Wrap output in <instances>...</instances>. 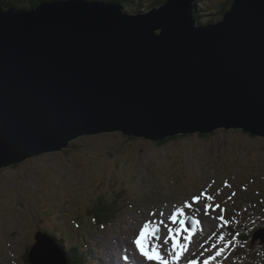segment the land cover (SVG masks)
I'll use <instances>...</instances> for the list:
<instances>
[{
	"label": "water",
	"instance_id": "1",
	"mask_svg": "<svg viewBox=\"0 0 264 264\" xmlns=\"http://www.w3.org/2000/svg\"><path fill=\"white\" fill-rule=\"evenodd\" d=\"M195 1L136 16L85 0L0 3V169L109 133L264 138V0H233L201 26ZM35 241L30 264H67L45 233Z\"/></svg>",
	"mask_w": 264,
	"mask_h": 264
},
{
	"label": "rangeland",
	"instance_id": "2",
	"mask_svg": "<svg viewBox=\"0 0 264 264\" xmlns=\"http://www.w3.org/2000/svg\"><path fill=\"white\" fill-rule=\"evenodd\" d=\"M152 4L146 1L144 11ZM230 6V0H199L197 25L218 23ZM201 193L205 196L194 203ZM102 198L117 200L123 210L111 225L94 228L90 215ZM177 208L184 210L187 227L189 217L199 222L188 241L183 238L188 232L178 237L188 247L177 264H208L214 242L228 240L224 264H264L258 233L264 227V138L220 128L158 144L109 133L84 136L62 152L0 169V264H27L38 232L66 240L62 245L68 248L87 243L82 249L94 259L82 264H130L123 257H140L133 241L143 225L158 229L149 245H159L162 233L166 238L168 228L179 227L168 221ZM240 227L250 239L255 233L253 245L250 239L243 246L234 244L240 238L231 240L230 231ZM170 248L171 241L161 249L166 258Z\"/></svg>",
	"mask_w": 264,
	"mask_h": 264
},
{
	"label": "snow or ice",
	"instance_id": "3",
	"mask_svg": "<svg viewBox=\"0 0 264 264\" xmlns=\"http://www.w3.org/2000/svg\"><path fill=\"white\" fill-rule=\"evenodd\" d=\"M205 193H201L200 196L193 197V202H198L201 197H204ZM209 201L212 199L211 197H206ZM190 205L188 203L184 204V208H189ZM209 204L205 205V214H208ZM218 207V206H217ZM214 210V209H213ZM223 212V210H221ZM151 215H155L152 213ZM163 216V212L160 213ZM185 213L182 208H177L171 215L168 217V221L175 225L179 224L178 228H168L167 237H163V233L161 234V243L159 245L152 244L149 245V238L153 236L158 229L157 228H149V224L145 223L143 227L139 231V235L134 239L133 243L135 245V249L139 252L140 257H143L144 260H139L135 258L133 255L129 258L125 255L123 258L125 260H130V264H144V261L155 262V264H177V261L181 258L182 253L187 249V243L180 244L178 242V237H180L181 233L188 232V235L184 236V240L188 241L189 236L192 235V232L188 231L185 225L184 219ZM179 218V219H178ZM218 219L223 221V216L221 215ZM161 224H164V221H160ZM227 223V221H224ZM199 222L195 219L192 220V231H195L198 227ZM164 227H167L164 224ZM221 240L223 237L221 236ZM171 241V248L167 250V258L162 255L161 249L164 245H167L168 242ZM219 254V253H218Z\"/></svg>",
	"mask_w": 264,
	"mask_h": 264
},
{
	"label": "trees",
	"instance_id": "4",
	"mask_svg": "<svg viewBox=\"0 0 264 264\" xmlns=\"http://www.w3.org/2000/svg\"><path fill=\"white\" fill-rule=\"evenodd\" d=\"M55 1H66V0H0V3L4 6V8L9 9V8H21V9H32L35 8L41 4H48L52 3ZM68 1H74V0H68ZM85 1H90V2H101V3H106L108 1L110 2H115L118 4H121L126 10L128 11H133V12H141L142 10L144 11L145 3L146 1L150 0H85ZM153 4L149 6L147 9H154L155 7H158L160 5L165 4L168 0H152ZM232 3L233 0H230ZM228 9H225L222 11V16L227 12ZM198 17V16H197ZM172 139H175V137L168 138L166 141H160L158 144H163L166 143L167 141H170ZM103 202L98 203L95 206L94 211L91 213L93 225H95L94 228L96 227H103L106 228L107 226L111 225L114 221L115 218H117L118 214L123 210L122 208H117L116 207V202L115 201H108L107 199H103ZM85 218V217H84ZM55 238V237H54ZM57 239V238H55ZM243 239L247 241L249 240L250 237L246 236L244 234ZM58 240V239H57ZM66 244V240H62L61 244ZM81 245H75L71 246L68 248V246H64L66 249V255H67V264H82V260H87L88 263L91 260L90 253H87L84 249L80 247ZM95 252V251H93ZM29 254L26 253L25 255V262L27 264L29 263Z\"/></svg>",
	"mask_w": 264,
	"mask_h": 264
},
{
	"label": "bare ground",
	"instance_id": "5",
	"mask_svg": "<svg viewBox=\"0 0 264 264\" xmlns=\"http://www.w3.org/2000/svg\"><path fill=\"white\" fill-rule=\"evenodd\" d=\"M257 220H258V217L256 218ZM261 228H263V229H259V231H260V234L263 236V238H264V227H261ZM101 229H103V227H101ZM238 231H230V234L229 235H234L235 233H237ZM241 233H244L243 231H241ZM47 236H49L51 239H53L56 243H57V245L59 246V248L60 249H62L63 250V253H64V255H65V259H66V263H67V255H66V249H65V247H64V245H60L61 243L57 240V239H55L53 236H51L50 234H47V233H45ZM85 239H86V236H85ZM82 246H88L87 245V243H85L84 245H81L80 247L81 248H83ZM127 247H128V249L131 251V252H134V250H133V246L131 245V244H127ZM85 249H87V248H85ZM90 249H92V248H90ZM134 249H135V245H134ZM136 250V249H135ZM92 251H95V249H92ZM136 252L139 254V252L136 250ZM30 253V250L27 252V254H29ZM134 254V253H133ZM135 255V254H134ZM90 256L94 259V254L92 253V254H90ZM28 257H29V255H28ZM91 258V259H92ZM135 258L136 259H139V260H141V258L139 257V256H137V255H135ZM82 261H85V260H82ZM95 261V260H94ZM96 262V261H95ZM144 264H155V262H152V263H149V261H145L144 262ZM178 264H180V263H178ZM183 264H184V261H183ZM208 264H217L216 262H214V261H210Z\"/></svg>",
	"mask_w": 264,
	"mask_h": 264
}]
</instances>
